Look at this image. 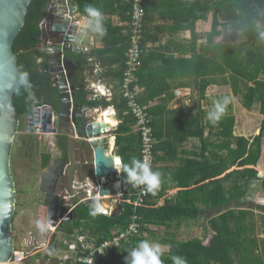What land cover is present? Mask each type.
<instances>
[{
    "label": "trees",
    "instance_id": "16d2710c",
    "mask_svg": "<svg viewBox=\"0 0 264 264\" xmlns=\"http://www.w3.org/2000/svg\"><path fill=\"white\" fill-rule=\"evenodd\" d=\"M119 1L123 2L120 7L126 26L113 23L111 18L116 11L114 5ZM48 2L31 0L25 23L13 43L22 83L13 94L12 102L20 119L38 105L48 104L53 109L58 106V87L52 75L44 71L37 47L39 24ZM74 2L84 15H87L84 11L87 5L102 11L105 32L99 36L108 47L93 53L103 67L113 60L120 64L121 69L116 75L120 85L130 44V0ZM157 8L160 15L166 14L171 23L145 27L143 44L147 39L155 41L163 29L188 30L190 33L185 48L190 55L156 54L162 60V66L157 69L149 66L144 51L137 72L139 85L145 84V93L140 94L139 101L147 106L152 101L148 110L157 141L151 170L161 173L160 186L155 194L148 192L144 202L135 206L132 201L139 186L133 187L127 183L126 173L121 168L119 173H115L117 180L121 181V210L108 215L94 211L85 202H79L71 209L70 218L57 226L58 231L62 232L64 239L71 238L77 232L84 233L98 244L135 220L139 224V233L132 237L131 242L136 247L140 241L148 240L150 235L155 236L154 229L160 234L172 223L181 225L186 220L204 218L209 233L205 237L179 239L176 233L165 231L159 239L168 247L167 251H162V264H173L172 256L183 258L187 264H264V213L259 218L260 237L256 232L254 204L245 202L250 183L258 179L255 166L262 154L264 119L259 133L253 137L235 135L234 114L224 113L219 121L212 123L198 105L194 111L186 109L185 117H181L179 123L173 121L171 128H164L165 123L168 125L170 122L165 117L172 112L167 110V103L173 96L176 80L191 76L196 79L199 99H205L206 91L212 85H226L234 96L241 97L244 108L250 110L257 103L259 113L264 116V37L261 36L264 33V0H150L144 4L145 21L153 20V12ZM198 22L202 23L201 31L197 29ZM114 48L116 59L113 57L106 61L104 57ZM76 75L72 74L71 85L83 83ZM176 83L178 86L185 84L181 81ZM80 86L81 89L73 92L75 103L91 106L109 104L103 99L88 100L83 86ZM117 99V108L124 110L125 115L114 130L115 145L122 157V165L130 164L133 158L140 159V136L134 118L126 112L125 99L121 94ZM189 137H197L200 141L198 151H182L186 157L181 158L179 165L171 171L166 172L157 166L166 156H175L178 146ZM66 140L62 133L57 134L56 142L62 154L66 151ZM113 140L111 137L112 147ZM50 162V153H42L41 166L47 167ZM261 186L264 189V177ZM171 188L178 190L156 205V200ZM64 239H55L53 235L49 246L54 244V248L48 247L33 256L41 259L40 264H59V256L56 255L58 252L63 254L66 248ZM119 250L122 253L119 254ZM131 250L129 245L123 244L117 250L110 251L108 256H115L119 260L117 264H126L125 258ZM32 257L27 258L25 264H33ZM102 260L104 258L96 257L97 264H102Z\"/></svg>",
    "mask_w": 264,
    "mask_h": 264
},
{
    "label": "water",
    "instance_id": "95a60500",
    "mask_svg": "<svg viewBox=\"0 0 264 264\" xmlns=\"http://www.w3.org/2000/svg\"><path fill=\"white\" fill-rule=\"evenodd\" d=\"M30 2L31 0H0V264H10L15 250L12 233L15 183L11 146L20 118L12 97L21 86L22 74L17 64V55L13 51V43L25 23ZM77 13L78 6L74 0L48 2L39 24V60L42 61L44 71L52 75L58 87V106L57 109H47L46 115H43L45 110L43 112L40 108H34L26 114L25 125L27 132L34 130V124L42 123V129L49 128L51 113H55V122L59 129L64 128V135L89 144L93 156L94 183L96 178L118 172L121 165L115 163L112 154L114 146L110 144V132L113 126L104 119H98V108L74 102L73 92L75 89H81V86L71 85L70 80L72 74L82 68L87 60L86 57H81L75 61L74 57L70 58L65 54L83 53L89 46L88 36L84 35L83 27L76 21ZM85 76L87 77V71L82 75L83 78ZM58 128L56 127L57 130ZM68 163L67 143L65 154L55 158L40 178L39 189L47 197L46 222L54 228L70 218L69 213L64 216V210L59 203L60 196L56 191ZM119 190L120 195L121 188ZM114 194L113 182H110L100 186L98 196L87 198L85 203L97 212V204L118 202ZM118 207L120 211V203ZM114 212L112 209L108 215Z\"/></svg>",
    "mask_w": 264,
    "mask_h": 264
},
{
    "label": "rangeland",
    "instance_id": "374dc122",
    "mask_svg": "<svg viewBox=\"0 0 264 264\" xmlns=\"http://www.w3.org/2000/svg\"><path fill=\"white\" fill-rule=\"evenodd\" d=\"M206 95L207 105H210V107L205 106L208 111L213 108L211 104L213 105L214 100H222L225 96L230 98L224 113L234 114L236 119L234 126L235 135L253 137L259 133L264 116L259 113V107L257 103H255L250 110L244 108L241 103V97L234 96L229 86L220 84L210 87L207 90ZM43 115H46V111L43 113ZM25 116L26 114L22 116L19 121V125L11 146L13 176L15 183V211L12 218V233L15 256L17 259H21L22 256L24 254L26 255L27 253H29L32 257L34 254H36L35 252L38 250L37 248L50 247L49 245L53 235H55V239H64L62 232L58 231L57 227L56 229L54 226L47 224V198L45 197L44 193L39 190L41 174L47 171L50 165L49 164L48 167L44 168L41 166L42 153H50L51 161L59 156H62L61 150L58 148L56 142L58 131L55 124H53L51 121L49 128L42 129V126H39L36 127L32 132H27ZM80 141L81 140L79 139L71 138L69 142V150L72 148L76 151L73 155L79 154L73 157L72 153L69 151V155H71L72 160H74L75 164H77L75 169L78 170V174L75 179L78 181V185H80V182L83 180L80 178V176H83L84 172H86L88 169L91 170L90 175H93L92 151L90 148L87 150H81V147L79 146ZM115 152L117 153V151ZM84 160L86 162L85 164ZM255 168L257 170L258 179H255L250 183L249 190L245 195V202L247 201L248 203L254 204V220L257 223L256 232L261 237L262 234H259L258 226L259 218L264 213V209L259 208L264 207V189L261 186V179L264 177V141L261 158ZM71 169L69 171H71ZM68 173V179L66 178L67 181H65V183L68 185L69 191L73 193L75 191L73 190L71 184L74 183L72 182V179L74 178L72 174L74 171L72 173ZM117 177L118 176L114 173L106 179L112 181ZM63 185L64 182L63 184L60 183L57 185L56 191L58 193L61 192L62 188L64 187ZM114 189L116 190V188ZM83 191H77L78 193L76 195H80L83 193ZM117 200L118 202L113 203L112 205L115 212H118V203H121L122 199L117 196ZM98 207L102 208V204H98ZM166 230L176 233L177 238L179 239H188L192 237L202 238L206 235H209L207 220L204 218L186 220L182 222L181 225L172 223L170 228L163 229L160 234L158 230L154 229L156 232L155 237L163 236ZM44 241H46V243L43 245ZM47 241L49 243H47ZM149 242L158 243L161 246L162 251L168 249L166 246H164V244L161 243V245L160 242H154L153 240H150ZM54 246L55 245L52 244L50 248H54ZM60 255V252H58L56 256ZM32 258L35 259L36 257L33 256ZM25 260L21 261L20 264H25Z\"/></svg>",
    "mask_w": 264,
    "mask_h": 264
},
{
    "label": "crops",
    "instance_id": "0c3cea01",
    "mask_svg": "<svg viewBox=\"0 0 264 264\" xmlns=\"http://www.w3.org/2000/svg\"><path fill=\"white\" fill-rule=\"evenodd\" d=\"M126 1L129 2V0H126ZM146 1L150 2V0H146ZM122 3L120 1L115 3L114 9H116V11L113 12L111 18H112L113 23H115V24L117 23L119 25L126 26V21L122 20L123 14L121 13L122 9L120 7V5ZM75 4L78 6L77 3H75ZM126 15H127V13L125 14V16ZM75 17H76V21H77L78 25L83 27L84 35L88 36L89 46L85 49V51L83 53H68L65 55L70 57V58L74 57L75 61H77L78 58L86 57L85 59L87 61H84L83 67L80 69L78 68V70L75 71V73L77 74L76 76H78V78L80 79L79 81L83 82L82 84L80 83L79 86L80 85L83 86L82 88L85 90L86 96H88L91 93H100L103 90H104V92H106V95H103V92L100 93L101 97L99 99H96V100H102L103 99L109 104H106V105L105 104H99L98 106H92V107L95 109L96 108L99 109V110L97 109V111H98L97 114L99 115V113H102L101 119L102 120L104 119V121L106 123L108 122L106 118L109 117L108 113L110 112L109 113L110 117L112 119L114 118L113 122L116 121L115 122L116 124L111 123L113 126V130L110 132V136L114 139L113 141L116 142V135L114 133V130L123 121V115H125L124 110L120 111L117 108V102H116L118 100L117 98L121 94L120 89H119V82H118V79L116 78V75L119 73L121 66H120V64H118L114 60L107 67L101 66V63L98 60V57L93 52L95 50L103 49L104 47H108V45H106L100 39L98 32L93 31L92 28H85L84 27L82 22L87 17V15H84L79 11V6H78V13ZM166 17H167L166 14L164 16L160 15V9L157 8L153 12V20L152 21H145L146 22V28L157 26V25L165 26V25L170 24L171 20H167ZM201 25H202L201 22L197 23V29L200 31L202 30ZM124 33H127V30H124ZM189 38H190V33L188 30H175V31L170 30L169 31V30L163 29V31L161 33H159V36L155 41L148 40V39L145 40L144 57L148 58V62L150 63L149 64L150 67H154V68L159 69V67L162 66V60H161V58H158L159 56H156V54L161 53V54H164L165 56H176V55H180V56L187 55L188 56V55H190V53L185 48H187ZM37 47L39 49L40 45L38 44ZM115 49L116 48L112 49V51H110L109 54H106V56L104 57L106 61L111 60L113 57H115V59H116ZM151 56H152V58H151ZM84 71H87V77L85 76V78L82 77ZM180 79H182V78H179V80L178 81L176 80V82L181 81L185 84L183 86H178V84L176 82L174 84L173 96L167 103V110L172 111V112L168 113L165 117L168 119L166 121H170V122L168 123V125L165 123L164 128H166V126L171 128L173 121L179 123L181 117H185L186 109L194 111L198 105H200V107L206 112L205 117L207 119V112H209V111L205 108V106L210 107V105H207V95H205V99H199L196 79L193 76L184 77L183 80H180ZM212 86H217V85H212ZM140 87H141L140 94H144L145 93L144 92L145 91V84L141 83ZM206 93H207V91H206ZM150 105H152V101L148 102V106H150ZM211 106L213 107L212 104H211ZM111 109H112V111H111ZM104 113L107 114L106 118H104L105 117ZM51 117H53V118H51L52 123L55 124V126L58 128V126L55 122L56 121L55 113L52 112ZM98 119H100V118H98ZM108 124H110V123H108ZM58 130L63 132L64 128H62V129L58 128ZM67 139L68 140L66 141V145L68 143V148H69V146H70L69 142H70L71 138L68 137ZM72 139H75V138H72ZM113 146H114V149H113L112 154L117 159L115 161V163L117 165L120 164L121 168H122V157L118 154V152L117 153L115 152V151H117V147H116L114 142H113ZM200 147H201V143L197 137H189L187 140H185L182 144H180L178 146V151L176 152L175 156H171V157L166 156V158L163 161L158 162L157 166L162 167L164 169V171H166V172L171 171L174 167L179 165L181 158L186 157L185 154L183 155L182 151H184V150L185 151H198L200 149ZM69 151L72 153V155L76 152L72 148H70ZM162 153H163V151H162ZM77 155H79V154L73 155V157H75ZM117 155H119L120 158ZM120 160H121V163H120ZM120 171H121V169L118 171V173ZM90 173H91V170H89V169L86 172H84L83 176H80V178L83 179L82 181H85V182H87L88 180L92 181L93 175H90ZM73 176H74V178L72 179V182L77 181L75 179L77 177V174H74ZM117 178L113 179L112 181L111 180H109V181L115 183ZM65 187H68L67 184L65 185ZM65 187H63V188H65ZM120 188H121V185H120ZM87 189L90 192H92L93 191L92 184H88ZM177 190H178V188L168 189L163 197L158 198L156 200V205H159L163 201L164 197H170V195L174 194ZM121 194H122V191H121ZM155 236L150 235L148 240L149 241L153 240L154 242H160L159 239L161 237H155ZM160 244H161V242H160ZM164 246H166V245H164ZM167 250H163V251H167ZM117 252L120 254V253H122V250H119ZM117 262H119V260L115 256H108V255L106 258H104V261L102 260V264H117ZM75 264H79V263H75Z\"/></svg>",
    "mask_w": 264,
    "mask_h": 264
},
{
    "label": "built area",
    "instance_id": "2783aa9c",
    "mask_svg": "<svg viewBox=\"0 0 264 264\" xmlns=\"http://www.w3.org/2000/svg\"><path fill=\"white\" fill-rule=\"evenodd\" d=\"M146 0H130V30H129V47L126 52L125 67L123 69L122 77L120 79V93L126 102V112L130 113L136 123V131L140 136V160H147L151 169L154 164V145L156 143V138L152 126V118L149 114L148 106L139 101V96L141 92V87L138 83L137 72L141 66V59L144 52V44L142 43L144 32H145V9L144 4ZM69 87L70 84L68 83ZM70 92V90H68ZM101 91L100 93H102ZM100 93H91L86 98L89 100H96L101 97ZM106 95V92H103ZM73 103V101L71 100ZM51 106L48 104L38 105L35 108H40L42 111H46ZM41 127L42 123L39 125H34V130L36 127ZM78 181H74L71 186L75 192L71 193L68 187H65L59 192L60 196V207L64 210V216L70 213L71 209L76 203L85 202L87 198H92L98 196L99 188L102 185H108L110 181L106 177L96 178L93 183L91 180L85 182L81 181L80 185L77 184ZM88 183L94 185V189L90 192L88 188ZM77 184V185H76ZM83 191L80 195H76L77 191ZM147 191L145 186L141 185L135 194V198L132 203L137 206L141 205L146 196ZM122 199V194L119 195ZM98 212V210H97ZM139 233V224L133 220L129 226L122 230H116L113 235L95 244L92 238H88L86 234L79 233L71 235V238H66L63 240L65 249L63 254L59 256V264H97L96 257L100 256L106 258L110 251L117 250L123 244L129 245L131 249L132 246L131 239L133 236ZM46 241L43 242V245ZM47 243H49L47 241ZM35 253H42L43 250L47 248H37ZM31 255L27 253L24 254L21 259H17L15 256V250L13 256L11 257L10 264H20L21 261L30 258ZM41 259L36 258L33 260V264H40Z\"/></svg>",
    "mask_w": 264,
    "mask_h": 264
},
{
    "label": "clouds",
    "instance_id": "9594fccd",
    "mask_svg": "<svg viewBox=\"0 0 264 264\" xmlns=\"http://www.w3.org/2000/svg\"><path fill=\"white\" fill-rule=\"evenodd\" d=\"M84 11L87 13V17L82 22L84 27L92 28L101 36L104 35L102 11L91 5H87ZM261 36L264 37V33H261ZM229 100L230 98L225 96L222 100L213 101V108L207 113V118L212 123L220 120ZM122 170L126 173L127 183L133 187L143 185L147 192L155 194L160 186L161 173L153 172L147 160L133 158L130 164L122 165ZM161 255L162 250L158 243L142 240L131 250L129 256L125 258V262L126 264H162ZM171 259L173 264H187L186 260L179 256H172Z\"/></svg>",
    "mask_w": 264,
    "mask_h": 264
},
{
    "label": "bare ground",
    "instance_id": "6f19581e",
    "mask_svg": "<svg viewBox=\"0 0 264 264\" xmlns=\"http://www.w3.org/2000/svg\"><path fill=\"white\" fill-rule=\"evenodd\" d=\"M94 85V84H93ZM100 89V88H99ZM103 92H104V90H103ZM109 111V110H108ZM111 111H112V109H111ZM110 113V112H109ZM108 113V114H109ZM101 116H102V113H99V115H98V118H101ZM105 116V117H104ZM104 118H106L107 117V114H105L104 113ZM107 119V123H115V122H113V119L110 117V114H109V117L108 118H106ZM116 124V123H115ZM112 125V124H111ZM117 159H116V157L114 158V161H116ZM120 163H121V161H120ZM88 184H92V183H88ZM92 186H93V189L95 188L94 187V185L92 184ZM113 188H116V190L114 189V195H115V197H116V199H117V196H119V189H120V181L119 180H116L115 181V183L113 182ZM116 193H118V194H116ZM102 204V208H99L98 207V204H97V206H96V208H97V210H98V212L99 213H109L112 209H113V207H112V205L113 204H106V203H101ZM50 227V226H49Z\"/></svg>",
    "mask_w": 264,
    "mask_h": 264
},
{
    "label": "flooded vegetation",
    "instance_id": "af4514ba",
    "mask_svg": "<svg viewBox=\"0 0 264 264\" xmlns=\"http://www.w3.org/2000/svg\"><path fill=\"white\" fill-rule=\"evenodd\" d=\"M27 114V113H26ZM62 133V135H64V131L63 132H61V131H59L58 130V133ZM66 136V135H65ZM68 137L66 136V139H67ZM68 140V139H67ZM66 140V141H67ZM79 146L81 147V150H87V149H89L90 148V146H89V144H87V142L86 141H80V144H79ZM65 154V153H64ZM64 154H62V152H61V155L63 156ZM54 160V159H53ZM52 160V161H53ZM51 161V162H52ZM86 162H85V160H84V164H85ZM51 164V163H50ZM75 166H77V164H75V162H74V160H72V157H71V155H69V163L67 164V166H66V170H65V173H64V175H63V177L60 179V181H59V183L58 184H60V183H62L63 184V182H64V187H65V185H66V183H65V181H67V179H68V175H69V173L68 172H71V171H69L71 168V170H73V168H75ZM48 167V166H47ZM49 168V167H48ZM73 172V171H72ZM74 174H78V170L77 169H75L74 170V173L72 174V175H74ZM67 178V179H66ZM57 184V185H58ZM68 186V185H67ZM40 190V189H39ZM45 195V194H44ZM46 197V196H45ZM47 198V197H46ZM59 203H60V199H59Z\"/></svg>",
    "mask_w": 264,
    "mask_h": 264
}]
</instances>
